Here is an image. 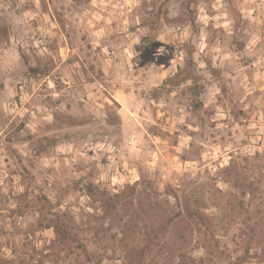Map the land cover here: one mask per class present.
I'll use <instances>...</instances> for the list:
<instances>
[{
    "label": "rangeland",
    "instance_id": "1",
    "mask_svg": "<svg viewBox=\"0 0 264 264\" xmlns=\"http://www.w3.org/2000/svg\"><path fill=\"white\" fill-rule=\"evenodd\" d=\"M50 2L81 33L103 8L121 67L68 111L42 87L34 116L0 67V264H264V0ZM28 3L1 0L0 29ZM10 70L19 92L45 76ZM141 86L123 132L105 91Z\"/></svg>",
    "mask_w": 264,
    "mask_h": 264
},
{
    "label": "crops",
    "instance_id": "2",
    "mask_svg": "<svg viewBox=\"0 0 264 264\" xmlns=\"http://www.w3.org/2000/svg\"><path fill=\"white\" fill-rule=\"evenodd\" d=\"M46 1L45 3V0H30V3L27 5L29 10L25 8L23 10L25 12L22 15L20 14L21 12L14 11L10 15L3 17L5 23L3 25L4 30L0 29V67L5 68L8 72L5 74V77L6 81H9H5V86L10 90V95H8L6 101L17 96L21 102L19 106L16 99L14 102H11V106L6 107V110L13 114L24 115L31 112L32 116L36 115L35 110L30 109L28 105L32 100H35L36 94L42 95L41 98L47 96V94L44 96L43 93H40L42 92V87H45L44 90L46 92L50 90L49 94L57 98L59 104L53 109H48L42 106L39 99L37 107L40 111L50 110L51 113L57 110L68 111L66 109L67 105H73L72 103H75L77 100L102 99L104 92L97 87L100 82L94 77V71L96 69L101 70V74L106 75L103 78L107 82L110 68L113 65L121 67L119 63H114L115 61H111L105 54L111 45L107 44L109 40L108 26L106 24L109 19L103 8L100 11L94 12L92 17L87 21L91 29L87 27V32L81 33L80 29L71 27L73 24L78 26L79 20L69 15L72 13L69 8L65 10L68 14L65 16L69 18L71 23L67 19L63 23L57 19L50 0ZM17 8H21V4ZM63 24H66L70 29H64ZM48 25L51 27L49 28ZM40 26L46 27L51 36V44L47 55H42L39 52L36 54L38 50L35 48L33 36L35 30ZM119 52L122 54L120 50ZM14 53H17L15 59H8L9 54ZM36 67L44 69L45 76H42L39 71L37 72V76H32L31 74L24 75L25 80L19 92V87L17 88V85L12 81L13 79L8 78L13 73L10 69H34ZM45 69H48V71L45 72ZM36 71L34 70V72ZM257 76L260 77V73H257ZM2 79L0 80L1 84L3 83ZM134 79L141 83L143 81L147 82V79L140 78L139 76H135ZM46 83L49 89L46 88ZM57 85H61L60 88H57ZM100 86L104 87L101 84ZM143 88L142 86L139 88L135 87L132 90L120 88L113 93L105 91L120 103L119 126L123 132L127 129L128 111L134 116H141L139 112L147 111L145 108H139L147 99L141 91ZM103 90L106 89L103 88ZM132 100L135 103H131ZM150 101L153 104L156 103L153 99ZM15 102L18 104L14 106ZM136 130L138 131V129Z\"/></svg>",
    "mask_w": 264,
    "mask_h": 264
},
{
    "label": "built area",
    "instance_id": "3",
    "mask_svg": "<svg viewBox=\"0 0 264 264\" xmlns=\"http://www.w3.org/2000/svg\"><path fill=\"white\" fill-rule=\"evenodd\" d=\"M124 8H125L124 5L120 6L121 10H124ZM33 39L35 41V48L38 50V52L40 54L45 55L49 52V47L51 44V36H50L49 30L46 27H42V26L38 27L34 36H33ZM106 54L110 60H113V58H115V56H116L114 51H108ZM17 104L18 103L15 102V105H17ZM98 146H101L102 148H106L107 143L102 142L100 145H96V147H98ZM101 150H103V149H100V151ZM113 163L116 164L115 159L110 160L111 170H112V166H113L112 164Z\"/></svg>",
    "mask_w": 264,
    "mask_h": 264
}]
</instances>
